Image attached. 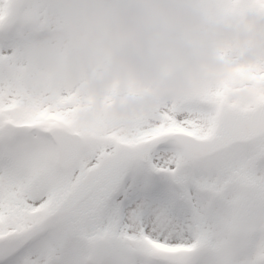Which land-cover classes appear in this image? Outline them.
I'll return each instance as SVG.
<instances>
[{
    "label": "snow or ice",
    "instance_id": "1",
    "mask_svg": "<svg viewBox=\"0 0 264 264\" xmlns=\"http://www.w3.org/2000/svg\"><path fill=\"white\" fill-rule=\"evenodd\" d=\"M54 23L0 0V264H264V64L118 115L25 67Z\"/></svg>",
    "mask_w": 264,
    "mask_h": 264
},
{
    "label": "clouds",
    "instance_id": "2",
    "mask_svg": "<svg viewBox=\"0 0 264 264\" xmlns=\"http://www.w3.org/2000/svg\"><path fill=\"white\" fill-rule=\"evenodd\" d=\"M55 23L23 62L49 93L147 110L205 76L264 64V0H43Z\"/></svg>",
    "mask_w": 264,
    "mask_h": 264
}]
</instances>
